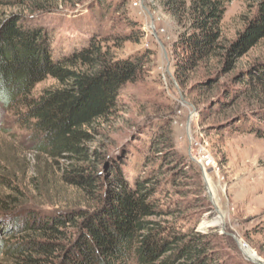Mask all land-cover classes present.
<instances>
[{
	"label": "trees",
	"instance_id": "trees-1",
	"mask_svg": "<svg viewBox=\"0 0 264 264\" xmlns=\"http://www.w3.org/2000/svg\"><path fill=\"white\" fill-rule=\"evenodd\" d=\"M231 1L160 0L177 27L173 77L181 89L189 87V94L210 98L203 115L230 110L243 98L253 102L255 108L249 105L250 110L219 127L264 139V62L234 73L240 60L264 41V0L229 41L222 23ZM22 2L0 0V104L16 114L35 150L59 165L63 180L86 194L90 207L13 217L0 227V256L20 260L18 264H231L214 252L206 235L162 220L177 211L161 207L168 186L154 183L156 170L146 177L131 175V180L121 165L109 163L108 151L88 147L100 123L116 116L123 87L139 81L152 52L144 49L116 59L91 39L88 46L57 59L48 29L4 12ZM135 33L124 40L140 44L145 33ZM209 63L215 66L213 75ZM204 68L207 73L198 78ZM232 72L220 93L219 82ZM48 78L59 87L36 96V86ZM155 138L146 143L154 145ZM147 152L142 154L144 168L153 160L151 149ZM99 167L111 172L112 179L96 175ZM15 205L11 199L1 208L11 211ZM260 231L264 235V225Z\"/></svg>",
	"mask_w": 264,
	"mask_h": 264
},
{
	"label": "rangeland",
	"instance_id": "rangeland-1",
	"mask_svg": "<svg viewBox=\"0 0 264 264\" xmlns=\"http://www.w3.org/2000/svg\"><path fill=\"white\" fill-rule=\"evenodd\" d=\"M260 1L232 0L227 5L222 23L227 40H234L242 31ZM4 12L24 16L28 26L48 29L57 59L88 46L91 39L116 59L151 51L152 56L144 60L142 77L123 87L116 116L100 123L95 142L88 147L108 151L109 163L121 165L131 180L156 170L151 175L154 183L168 186L161 207L177 211L162 220L206 235L222 260L253 264L238 249V238L264 262L260 231L264 225V139L231 134L219 127L250 110L253 102L243 98V104L230 110L219 113L215 107L217 112L208 110L203 115L210 98L189 94V87L181 89L173 77L177 27L160 0H23ZM137 31L145 33L140 44L124 40L136 37ZM263 62L264 41L240 60L234 73ZM208 65L213 75L215 66ZM206 73V68L200 69L197 77ZM234 73L219 82L220 93ZM57 87L48 78L36 86L35 95ZM154 134L157 142L149 146L146 141ZM35 145L30 133L18 125L16 114L0 104V227L25 211L58 214L90 207L86 194L69 186L59 165L39 154ZM150 149L153 160L144 168L142 154L148 155ZM205 155L212 161L210 165H206ZM94 173L103 181L112 179L103 167ZM11 199L16 205L11 211L3 210L2 204ZM19 262L0 256V264Z\"/></svg>",
	"mask_w": 264,
	"mask_h": 264
},
{
	"label": "bare ground",
	"instance_id": "bare-ground-1",
	"mask_svg": "<svg viewBox=\"0 0 264 264\" xmlns=\"http://www.w3.org/2000/svg\"><path fill=\"white\" fill-rule=\"evenodd\" d=\"M241 250L248 256L251 260H255L256 262L260 263L259 259L256 258V256L241 242Z\"/></svg>",
	"mask_w": 264,
	"mask_h": 264
},
{
	"label": "water",
	"instance_id": "water-1",
	"mask_svg": "<svg viewBox=\"0 0 264 264\" xmlns=\"http://www.w3.org/2000/svg\"><path fill=\"white\" fill-rule=\"evenodd\" d=\"M240 240L238 239V238H236V242H237V247H238V249L241 251V253L249 260V261H251L253 264H264V262L263 261H261L260 259H259V261H260V263H258V262H256L255 260H251L248 256H246V254L241 250V245H240V242H239ZM257 258V257H256Z\"/></svg>",
	"mask_w": 264,
	"mask_h": 264
},
{
	"label": "built area",
	"instance_id": "built-area-1",
	"mask_svg": "<svg viewBox=\"0 0 264 264\" xmlns=\"http://www.w3.org/2000/svg\"><path fill=\"white\" fill-rule=\"evenodd\" d=\"M204 157H205L206 165H210L212 161L209 159V157L207 155H205Z\"/></svg>",
	"mask_w": 264,
	"mask_h": 264
}]
</instances>
